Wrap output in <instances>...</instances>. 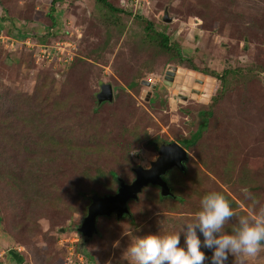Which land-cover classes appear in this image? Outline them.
I'll return each instance as SVG.
<instances>
[{"label": "rangeland", "instance_id": "rangeland-1", "mask_svg": "<svg viewBox=\"0 0 264 264\" xmlns=\"http://www.w3.org/2000/svg\"><path fill=\"white\" fill-rule=\"evenodd\" d=\"M109 1L123 9L110 19L96 0H0V170L10 178L0 179V260L11 246L23 264H130L132 237L179 234L210 192L236 202L226 230L264 210V0ZM135 15L201 68L258 69L225 92L193 146L180 141L207 109L209 79L142 44ZM160 81L167 91L158 95ZM104 83L112 101H98ZM151 140L187 151L186 170L170 176L183 200L149 185L128 201L131 216H99L86 240L91 197L118 191L111 171L130 184L135 168H148L159 156ZM243 264H264V247Z\"/></svg>", "mask_w": 264, "mask_h": 264}, {"label": "clouds", "instance_id": "clouds-1", "mask_svg": "<svg viewBox=\"0 0 264 264\" xmlns=\"http://www.w3.org/2000/svg\"><path fill=\"white\" fill-rule=\"evenodd\" d=\"M233 217L224 195L210 192L202 198L194 220L186 222L179 234L132 237L124 256L130 264H228L230 256L243 264L264 247V210L239 217L226 230V222ZM203 249L210 250L211 256Z\"/></svg>", "mask_w": 264, "mask_h": 264}, {"label": "trees", "instance_id": "trees-1", "mask_svg": "<svg viewBox=\"0 0 264 264\" xmlns=\"http://www.w3.org/2000/svg\"><path fill=\"white\" fill-rule=\"evenodd\" d=\"M96 4L100 6L101 8H103L104 10H106L104 11L106 19H110L113 13L115 14L117 12L123 11V9L115 7L109 0H96ZM134 19L135 21H138L142 26L143 33L140 37L141 43L150 47L153 50V52L156 53V55H165L167 57L168 65H172L173 67L178 68V70L182 69V70L194 72L196 74L202 75L209 79L208 84H209L211 93L209 94L207 109H201L199 111V116L201 118V121L197 129L191 132L189 136L183 137L180 141L181 145L183 144L185 147L193 146L200 140L201 136L204 134V132L208 128L209 118L213 115V108L214 106H216L219 100L223 98L225 92L231 87L233 88L236 85L247 83L248 80L256 76V72L258 69H256L255 66H250V67H245V68L238 66V67H233V68H227L222 71H217V70H213L210 68H201L198 65H196V63L194 62V59L187 58L185 56L180 44L176 40H173L171 36L168 33H166V31L161 30V29L156 30L154 22L140 15H135ZM195 22H197L196 19H195ZM44 40L45 39H41V41H44ZM142 76H143L142 72L137 73L135 79L130 83V86L138 85ZM155 89L157 90L158 95L161 93H165V91H167L166 86L164 85L162 81L156 84ZM103 102H107V101H103ZM40 137L43 138V136H40ZM48 138L49 137L47 135L45 139L47 140ZM150 143L154 145V148L157 151V155H159L160 147L164 144L163 143L161 144V142L158 143V141H153V140H151ZM173 169H175V167ZM171 173H172V169L164 176V179L168 180L167 183L169 182V184L171 185L172 191H173L174 182L176 181H173L171 179L170 177ZM110 174L112 178L118 184L120 183L122 184V181H121L122 178L117 176L116 172L111 171ZM0 179H3L2 181L10 180V178L6 179V177L2 175L1 170H0ZM14 184L16 186L21 187V183L18 182V180H15ZM149 185H152V184H149ZM155 186L160 188L157 185ZM146 187L147 186H145L144 188ZM221 193L224 195L226 200L230 203L232 210L236 208L237 205H236L235 200L229 194L223 193V192ZM98 196H103V195H98ZM92 197H91V202H92ZM170 197L175 198L176 200H179V201L183 200L180 196H176V197L166 196L165 197V196L160 195V198L163 200L171 199ZM133 200H136V199H130V201H133ZM101 216L105 217L107 215H101ZM126 216H131V215H126ZM0 224H1V218H0ZM86 240H90V238ZM77 250L83 254H86L81 248H77ZM89 260L90 262L92 261L91 257L89 258ZM23 263H24V257L22 255V251H18L17 249L11 246L6 248V250L4 251V258L0 260V264H23Z\"/></svg>", "mask_w": 264, "mask_h": 264}, {"label": "water", "instance_id": "water-1", "mask_svg": "<svg viewBox=\"0 0 264 264\" xmlns=\"http://www.w3.org/2000/svg\"><path fill=\"white\" fill-rule=\"evenodd\" d=\"M164 20L171 21L172 18L166 13ZM97 97L99 102L112 101L113 88L111 84H102L101 91ZM188 160L189 156L187 151L179 143L173 142L162 145L158 158L148 168L142 166L135 168L136 178L132 183L126 184L122 182L120 188L114 194L105 196L94 195L92 197L88 214L80 227L81 233L86 239L97 234V218L101 215L116 214L118 218L131 215V211L128 208V201L130 199H137L138 194L149 184L159 186L162 196L174 197L175 195L164 179V176L174 167L185 171Z\"/></svg>", "mask_w": 264, "mask_h": 264}, {"label": "built area", "instance_id": "built-area-1", "mask_svg": "<svg viewBox=\"0 0 264 264\" xmlns=\"http://www.w3.org/2000/svg\"><path fill=\"white\" fill-rule=\"evenodd\" d=\"M75 264H83V263H82V260H80L79 262H77V263H75Z\"/></svg>", "mask_w": 264, "mask_h": 264}]
</instances>
